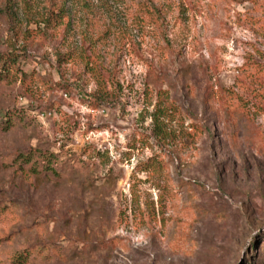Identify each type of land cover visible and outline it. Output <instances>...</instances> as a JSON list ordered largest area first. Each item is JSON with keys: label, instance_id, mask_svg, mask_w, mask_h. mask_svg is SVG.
Here are the masks:
<instances>
[{"label": "rangeland", "instance_id": "1", "mask_svg": "<svg viewBox=\"0 0 264 264\" xmlns=\"http://www.w3.org/2000/svg\"><path fill=\"white\" fill-rule=\"evenodd\" d=\"M137 2L0 0V264H264V0Z\"/></svg>", "mask_w": 264, "mask_h": 264}, {"label": "trees", "instance_id": "2", "mask_svg": "<svg viewBox=\"0 0 264 264\" xmlns=\"http://www.w3.org/2000/svg\"><path fill=\"white\" fill-rule=\"evenodd\" d=\"M72 0H39V28H45L48 27L50 25V23L52 22V20H58L57 22H61V20L64 17H67L68 14V4L69 2ZM155 0H138L137 4L139 5L140 11L144 12L146 14H161V9L156 7V5L154 4ZM56 22V23H57ZM9 58V59H8ZM4 58L3 56L0 55V70H4L9 63L13 62L15 60V58ZM243 80H241V83ZM102 97H104V95H102ZM3 124L1 123V127L3 130L8 131L14 124L13 119L7 115L3 117ZM51 157H46L47 161L50 163ZM31 161L30 157H26L25 158V163H29ZM34 165H37L36 163H33L31 165H29L30 167H32L31 169L36 172L37 176H39V170L36 169L35 167H33ZM48 169H52V167L48 166ZM2 241H4L2 238H0V244L2 243ZM28 258L26 257H22L21 255H16L13 258L12 264H24V262L27 260Z\"/></svg>", "mask_w": 264, "mask_h": 264}]
</instances>
